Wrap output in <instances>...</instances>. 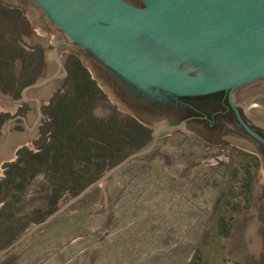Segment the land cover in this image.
<instances>
[{
	"label": "rangeland",
	"instance_id": "obj_1",
	"mask_svg": "<svg viewBox=\"0 0 264 264\" xmlns=\"http://www.w3.org/2000/svg\"><path fill=\"white\" fill-rule=\"evenodd\" d=\"M0 8V252L24 236L0 264H264L260 161L186 130L163 136L39 225L110 168L79 188L93 166L70 179L47 165L24 176L11 167L18 151L35 154L52 142L47 108L65 89L68 63L78 61L105 96L95 116L112 109L133 115L106 92L83 54L58 44L59 34L29 2L0 0ZM144 119L143 146L161 124Z\"/></svg>",
	"mask_w": 264,
	"mask_h": 264
},
{
	"label": "water",
	"instance_id": "obj_2",
	"mask_svg": "<svg viewBox=\"0 0 264 264\" xmlns=\"http://www.w3.org/2000/svg\"><path fill=\"white\" fill-rule=\"evenodd\" d=\"M28 2L37 10L40 20L59 34V45L72 47L96 62L87 58L104 81L106 92L128 114L143 121L130 105L156 106L160 108L158 114L143 119L161 120L145 146L127 154L39 225L94 187L105 184L132 160L150 152L163 136L175 130L190 131L188 120L166 122L167 110L181 105L183 99L264 85V0ZM64 72L66 76L65 69ZM107 76L122 94L113 91ZM235 112L247 132L264 142ZM23 238L2 250L0 256Z\"/></svg>",
	"mask_w": 264,
	"mask_h": 264
},
{
	"label": "trees",
	"instance_id": "obj_3",
	"mask_svg": "<svg viewBox=\"0 0 264 264\" xmlns=\"http://www.w3.org/2000/svg\"><path fill=\"white\" fill-rule=\"evenodd\" d=\"M67 68L65 89L62 95L51 98L47 108L54 128L52 142L35 154L18 151L17 161L11 167L24 176L32 166L47 165L55 171L62 170V177L70 179L76 172L93 166L95 173L82 181L81 188L130 150L143 146L149 130L135 118L114 109L104 118L95 116L93 111L97 103L105 101V96L78 61H70ZM3 119L0 117V122Z\"/></svg>",
	"mask_w": 264,
	"mask_h": 264
},
{
	"label": "flooded vegetation",
	"instance_id": "obj_4",
	"mask_svg": "<svg viewBox=\"0 0 264 264\" xmlns=\"http://www.w3.org/2000/svg\"><path fill=\"white\" fill-rule=\"evenodd\" d=\"M84 56L94 62L89 55ZM105 79L115 93H123L110 76ZM251 103L264 105V85L232 93L220 92L200 98L183 99L181 105L167 110L166 122L172 124L188 120L187 125L192 134L206 136L212 142L235 144L245 153L254 155L264 168V142L256 140L247 132L235 112L236 110L250 130L264 140V108ZM130 107L144 122V116L158 114L157 110L160 109L143 104H131Z\"/></svg>",
	"mask_w": 264,
	"mask_h": 264
}]
</instances>
